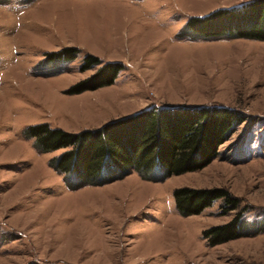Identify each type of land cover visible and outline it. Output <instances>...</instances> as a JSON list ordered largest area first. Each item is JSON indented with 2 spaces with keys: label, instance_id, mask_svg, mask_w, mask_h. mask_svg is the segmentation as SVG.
Segmentation results:
<instances>
[{
  "label": "rangeland",
  "instance_id": "rangeland-1",
  "mask_svg": "<svg viewBox=\"0 0 264 264\" xmlns=\"http://www.w3.org/2000/svg\"><path fill=\"white\" fill-rule=\"evenodd\" d=\"M250 0H0V264H264V41L190 38V17ZM185 33V35H184ZM64 47L71 61L46 60ZM122 66L110 85L70 94L99 65ZM224 106L235 124L201 170L69 188L27 138L29 125L69 132L145 108ZM223 187L254 236L208 246L202 231L228 222L222 199L181 216L173 190ZM257 226V225H255Z\"/></svg>",
  "mask_w": 264,
  "mask_h": 264
},
{
  "label": "trees",
  "instance_id": "trees-1",
  "mask_svg": "<svg viewBox=\"0 0 264 264\" xmlns=\"http://www.w3.org/2000/svg\"><path fill=\"white\" fill-rule=\"evenodd\" d=\"M183 30L190 38L223 35L264 41V0H250L190 17ZM78 53L76 47H64L46 53L45 58L67 62ZM96 65L97 71L71 86L68 93L110 85L122 69L119 63H103L88 54L79 68L85 71ZM244 120L239 111L224 106L170 105L145 108L77 132L37 123L26 127L24 134L33 139L38 151L63 150L51 157L48 165L62 175L69 188H76L109 184L132 171L143 180L158 182L201 170L218 157L219 146L227 140L234 125ZM173 199L176 211L184 217L200 214L218 199H222V213L237 210L228 222L202 231L208 246L254 236L263 229L262 225L244 219L243 211H238L240 200L223 187L183 186L173 190Z\"/></svg>",
  "mask_w": 264,
  "mask_h": 264
}]
</instances>
